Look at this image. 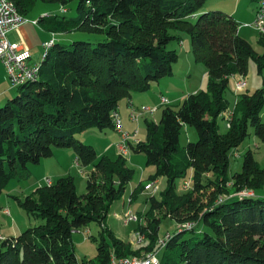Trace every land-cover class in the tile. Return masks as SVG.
I'll return each instance as SVG.
<instances>
[{"label":"trees","instance_id":"16d2710c","mask_svg":"<svg viewBox=\"0 0 264 264\" xmlns=\"http://www.w3.org/2000/svg\"><path fill=\"white\" fill-rule=\"evenodd\" d=\"M10 1L24 17L39 4L56 7L55 14L37 19L50 33L100 38L54 42L38 65L37 77L15 87V95L0 104V195L10 182L29 176L28 165L51 157L55 149H73L78 164L90 167L81 196L73 177L66 176L17 199L23 211L43 222L0 240V264H78L72 233L92 223L101 227L94 262L109 264L112 256L133 254L130 244L105 226L133 170L121 155L114 161L96 160L94 148L76 135L112 128L111 114L123 99L173 75L178 53L167 49L176 41L171 29L188 34L194 60L207 70V90L162 108L157 123L146 122V139L129 149L154 167L148 182L165 180L161 200L150 199L149 213L163 207L165 218L197 222L202 228L170 234L158 264H264V167L246 151L240 172L227 175L230 151L247 138L248 126L264 144V88L238 96L234 110L242 115L240 130L219 132L217 120L229 104L225 92L230 78L244 77L250 60L260 75L264 48L257 54L238 34L239 24L231 15L203 9L206 0ZM73 3L75 15L67 18L60 8L67 10ZM184 126L194 128L198 138L179 149ZM188 172L192 190L177 195V183ZM242 190L253 195L240 197ZM159 225V219L148 216L137 229L158 247ZM156 250L150 247L145 253Z\"/></svg>","mask_w":264,"mask_h":264},{"label":"rangeland","instance_id":"374dc122","mask_svg":"<svg viewBox=\"0 0 264 264\" xmlns=\"http://www.w3.org/2000/svg\"><path fill=\"white\" fill-rule=\"evenodd\" d=\"M258 0H206L203 9L207 11H222L231 15L239 24L238 34L253 47L257 54H261L264 48V36H262L255 28L256 22V9ZM64 12L65 17H73L75 15L74 3L69 4ZM55 8L50 5L39 4L36 7L34 14L26 15L25 18L39 19L43 15L55 14ZM40 12H45L40 14ZM28 20V21H29ZM28 23V36L30 39L34 38V29H40L32 26L31 22ZM170 34L176 41L168 44L167 49L176 50L178 59L173 64V75L163 78L158 82L152 83L148 90L142 93H133L132 102L127 107V99H123L121 109L119 108V116L122 122L123 131L130 135H135L130 140L131 143L138 141L142 142L146 139V122L157 123L160 118L161 110L165 106L176 107L182 103L189 95L197 94L201 91L207 90L208 75L205 66L202 63L196 62L191 53L190 38L188 34L181 30L171 29ZM51 35L49 34V39ZM56 41L64 44H69L73 40H86L94 42L100 37L94 34H85L80 32H65L56 33ZM49 39L47 41H49ZM46 41V42H47ZM43 43L31 53L30 65H38L45 53L42 47ZM3 74V81L8 88L12 89L13 93L10 97L17 92L15 87L9 81L5 68L0 61V74ZM243 78L246 82L245 91L238 92L235 89L236 82ZM7 81V82H6ZM264 88V68L260 75L257 74L256 66L253 60L248 63L247 73L244 77L233 76L229 80L228 87L225 92V97L229 104L222 109L218 114V131L226 132L230 129L240 130L242 115L234 110L235 102L240 93L246 92L252 94L256 89ZM161 98L167 100L168 103L161 104ZM4 101L0 102L2 104ZM142 108H148L153 111L149 113H141ZM136 118V121L131 119ZM260 117L264 122V105L260 111ZM197 133L194 128L184 126L179 138V149L185 147L189 142L197 140ZM76 139L80 140L83 144L90 145L96 152V160L102 157L114 161L120 155V136L118 132L112 128L99 130L97 128L87 129L84 132L76 135ZM54 155L49 158L43 159L37 165H28L30 168L29 176L20 181L10 182L0 195V236L3 237H16L27 228L35 227L41 224V219H36L23 211L17 199H24L26 196L32 195L37 189L47 186V182H55L59 178L71 176L74 179L77 195L81 196L85 193V185L87 176L89 175L90 167H81L77 160L73 149H55ZM246 151H251L255 160L260 167H264V144L254 135L253 129L248 126V136L238 148L230 151L229 154V167L227 175L230 176L234 173L240 172L243 154ZM123 157V156H122ZM123 159L126 160L127 166L133 170V176L126 186L122 199L110 208L109 214L106 218L105 226L113 237L129 243L130 247L136 252L135 255H128L126 257H143L146 254L145 250L150 247L155 248V258L160 259L161 255L166 252L163 248L154 246L149 239L143 235V240L140 244H136V233L139 232L138 225H146L147 217L156 218L160 220L158 239L163 238L166 234H172L175 230H181L183 227L186 230L201 229V225L197 222H181L176 223L171 218V215L164 217L165 208H159L149 213L150 199L154 197L156 200H161L162 192L165 190V180L158 178L159 190L154 196L145 190L147 185L148 176L153 174L154 167L146 165V158L143 154L133 153L130 149L128 155ZM211 176L206 175L205 178ZM184 181H188L190 186L187 190L181 188ZM193 177L191 172H188L187 177L183 181H179L176 187V194L183 195L192 190ZM245 191V190H242ZM232 193H230L231 195ZM229 195V196H230ZM233 195V194H232ZM238 195V193H237ZM226 197H224L225 199ZM129 199L128 203L126 200ZM4 210L8 211L3 214ZM126 210H130L131 214L136 217L135 222L124 223L115 217V215H122ZM188 225V226H187ZM187 226V227H186ZM99 232L101 227L97 224H90L85 228H81L72 233L71 239L74 246V252L78 264H97L94 262L96 255V246L99 239ZM105 238L109 241V237L104 233ZM96 238V241L93 240ZM1 240V239H0ZM148 246L142 250H137L139 246Z\"/></svg>","mask_w":264,"mask_h":264},{"label":"built area","instance_id":"2783aa9c","mask_svg":"<svg viewBox=\"0 0 264 264\" xmlns=\"http://www.w3.org/2000/svg\"><path fill=\"white\" fill-rule=\"evenodd\" d=\"M61 13L65 12V9L60 8ZM51 14V13H50ZM49 14V15H50ZM48 16V15H43ZM22 16L18 10L16 9L14 3L10 0H0V61L3 64L6 74L9 78L10 83L13 87H18L24 84L25 82L32 80L37 77L38 74V65H30V52L27 49H19L17 46H13L7 39V35L17 30L22 24L26 22H31L33 25H37V19L29 20ZM255 28L258 32L264 36V0H258L257 9H256V22ZM51 38L49 41L44 42L42 47L47 50L56 42V34L50 33ZM44 53V55H45ZM43 55V56H44ZM232 78V77H231ZM246 82L243 78L240 81L236 82L235 89L238 92L245 91ZM168 103L166 99L161 98V104ZM141 113H149L151 114L153 111L148 108H142L140 110ZM132 113H130L131 115ZM133 121H136V118H132ZM111 122L113 128L118 132L120 136V155L124 158L128 155L129 144L136 145L138 141L133 143L130 142L135 135H130L123 131L122 122L119 116V111L116 110L111 114ZM47 185H50L51 182H47ZM158 180L149 181L145 187V190L150 194V196H154L159 190ZM190 184L188 181H184L181 188L187 190ZM240 197H248L252 196L253 193L251 191L245 190L238 193ZM128 203L129 199L126 200ZM3 214L8 215V211L4 210ZM117 219L124 223L135 222L137 219L134 215L131 214L130 210H126L122 215H115ZM188 226V225H187ZM186 226V227H187ZM183 229H186L183 227ZM170 234H166L163 238H159L157 244L160 248H164L167 241L170 238ZM136 244H140L143 240V235L138 232L136 233ZM0 239L3 240L4 237L0 236ZM109 264H158V260L155 258V254L149 253L143 257H120L116 258L115 256L111 257V261Z\"/></svg>","mask_w":264,"mask_h":264},{"label":"crops","instance_id":"0c3cea01","mask_svg":"<svg viewBox=\"0 0 264 264\" xmlns=\"http://www.w3.org/2000/svg\"><path fill=\"white\" fill-rule=\"evenodd\" d=\"M45 12H40V14H44ZM28 23H24L22 24L17 30L10 32L7 35V39L10 42L11 45L13 46H17L19 49H27L30 52V55L32 53V51L37 47L38 44L40 43H44L49 39V34L50 32H48L45 27L43 25H38V27L40 29H34L33 27H30L33 32H34V38L30 39L28 36V27L27 26ZM34 27L37 28V25H32ZM30 61H31V57H30ZM3 74H0V102L2 101H6L8 98H10V96L12 95L11 93H13L12 89L8 88L7 86H4L3 84ZM7 82V81H6ZM132 102V96L127 99V107L129 105V103ZM119 108L121 109V104L119 106ZM119 111V109H118ZM53 151V155H54ZM43 161V160H42ZM30 169V168H29ZM5 237V236H3ZM7 238V237H5Z\"/></svg>","mask_w":264,"mask_h":264}]
</instances>
